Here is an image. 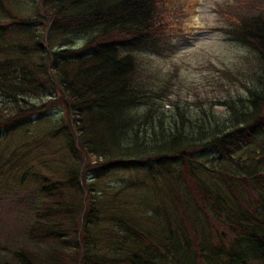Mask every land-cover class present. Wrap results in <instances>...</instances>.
<instances>
[{"label": "trees", "instance_id": "16d2710c", "mask_svg": "<svg viewBox=\"0 0 264 264\" xmlns=\"http://www.w3.org/2000/svg\"><path fill=\"white\" fill-rule=\"evenodd\" d=\"M174 1L0 0V130L57 103L66 115L57 148L2 168L0 191L36 184L41 200L0 264H264V0L216 6L214 30L256 61L247 95L220 101L223 119L192 118L186 102L165 116L157 102L142 58L171 52ZM72 35L83 44L64 48ZM112 170L145 178L103 189Z\"/></svg>", "mask_w": 264, "mask_h": 264}, {"label": "rangeland", "instance_id": "374dc122", "mask_svg": "<svg viewBox=\"0 0 264 264\" xmlns=\"http://www.w3.org/2000/svg\"><path fill=\"white\" fill-rule=\"evenodd\" d=\"M20 1L23 7H33L31 0ZM222 1L175 0L173 6H181L183 20L179 23L180 29L174 33L171 52L142 58V62L154 69V81L163 86L165 96L157 102L163 105L165 116L175 114L176 110L182 111L186 102L189 108L186 114L192 118L202 110L223 119L225 112L220 101L247 95L243 85L250 81L249 73L255 69L256 61L253 53L232 36L214 30L218 29L220 22L216 6ZM33 12L29 11L27 15ZM14 36H19V33L15 32ZM83 42L82 36L72 35L65 39L63 47H79ZM224 70H229L237 79L224 76L221 73ZM253 79L251 84L249 82L251 87L256 84ZM219 80L224 82V88L217 85ZM57 104L43 117L37 119L33 116L30 123L13 132L0 130V175L6 163H23L22 159H18L21 156L32 161L36 154L57 148L58 140L51 139L52 131L63 125L66 119L62 105ZM133 178L141 179L145 175L129 170H112L103 176L100 183L103 189H111ZM125 194L122 203L130 204L131 197ZM135 197L140 198V193ZM40 200L36 184H13L0 191V255L8 254V249L26 239L24 227ZM103 228L106 229V226ZM112 240L115 241L114 238ZM115 249L112 247L111 253H115ZM106 251L109 249L106 248Z\"/></svg>", "mask_w": 264, "mask_h": 264}]
</instances>
